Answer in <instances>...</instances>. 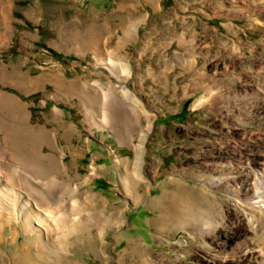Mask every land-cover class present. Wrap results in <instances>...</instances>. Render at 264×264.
Returning <instances> with one entry per match:
<instances>
[{"label":"rangeland","instance_id":"rangeland-1","mask_svg":"<svg viewBox=\"0 0 264 264\" xmlns=\"http://www.w3.org/2000/svg\"><path fill=\"white\" fill-rule=\"evenodd\" d=\"M263 5L0 0V150L70 185L79 206L60 230L48 228L57 216L40 203L27 207L50 232L43 239L25 229L12 190L0 200V264H239L222 256L264 245L242 193H231L250 166L228 162L236 143L264 142V113L243 97L219 105L235 89L254 100L264 83V30L252 26H264ZM92 214L110 222L102 232L69 231Z\"/></svg>","mask_w":264,"mask_h":264},{"label":"bare ground","instance_id":"bare-ground-1","mask_svg":"<svg viewBox=\"0 0 264 264\" xmlns=\"http://www.w3.org/2000/svg\"><path fill=\"white\" fill-rule=\"evenodd\" d=\"M257 1H260L261 3L264 2V0H257ZM254 4H255V2H254ZM236 7H239V6L237 5ZM224 10H226V9H224ZM244 10L242 9V11H244ZM226 11H228V10H226ZM229 11H231V9ZM232 11H234V10H232ZM235 11H237V10H235ZM258 12H260V9H257L255 14H259ZM236 14H237V12H236ZM262 25H264V23ZM252 26L254 27V29L259 28V29L264 30V26L260 27L259 24H257V23L253 24ZM181 37H183V36H181ZM194 40L195 39L192 38L191 42ZM190 64L192 66L193 63L190 62ZM228 71L229 70L227 67L226 73ZM228 94L232 95V96H225L224 95L221 97V100L219 102V105L221 104L220 105L221 109H223L224 106L233 105V104H235V107H238L237 102H238L239 98L243 97V98L248 100L246 102L247 108H250V109L257 108L258 110H261L264 113V83L260 84L257 88H255L254 94L256 95L255 96L256 98H254V100L252 98H249L250 95L248 94V91H245V94L242 93L243 96L236 89L232 90V93H228ZM133 100L135 102H137L135 99H133ZM104 105H105V107L102 108V110L104 112L102 111L103 112L102 113L99 111L100 112L99 114L101 116H103L104 118H107V117H109L110 114L113 113V111H112L113 107H110L108 101L105 104H103V106ZM107 106H108L109 113H106V110H105ZM223 112H225V110H222V114L221 113L220 114L224 115ZM138 113L140 115H142V114H144V111L142 110L141 112H138ZM225 115L227 117L230 116L229 112H227V114H225ZM115 123H116V121H115ZM146 138H147L146 135L141 136L142 143L145 142ZM251 139H254V138H252V137L248 138L247 141H245V143H243V142L236 143V146L233 147L234 153H236V156H235L236 161L228 160V162L230 161L229 162V164H231L230 166H236L239 169L250 166V167H248L249 170L247 171V174L245 175V180H243L242 182H237L235 186H232L231 193H233V194L234 193L235 194L236 193H239V194L242 193V195H239L237 200H240L250 210H252L250 217L248 218V220L246 219V221L247 222L248 221H253V222L257 221V223L259 221L261 226L264 228V155L262 154V153H264V150H262V146H264V142L261 143V142H258L257 140H254L255 145L252 146V145H250L252 142H249V140L251 141ZM135 151H136V159L134 162V172H135L134 177H135V179H137V178L140 179L142 177V176H140L142 169H143L142 166L144 165L145 148L143 145H138V147H136ZM0 152H2V153H0V192H1L0 200L2 202L4 201L3 203H5L7 201V199L10 200V198H12L11 191L13 190L16 192V197L21 202L20 209L24 214L23 215V221H24L25 229L27 231L33 232V231L37 230L38 232H40V234H42L44 232L43 239L46 236L50 235V232L46 231V229L45 230L38 229V227H42V226H39V223H37L36 221L32 222L33 211L28 210L27 207L34 206L36 203H40L43 207H45L49 214H55L57 216L54 222L51 221L50 227H48V228H52L54 230H56V229L58 230V228H59V230H60L61 228L58 225L61 222L64 224L66 221L72 222V220H71L72 214L69 213V209L72 208V212L74 213L75 210L79 209V206L77 207V205H78L77 201H75V200L73 201V199H75L74 197H76V195L69 193V192H73V188L70 185H68V184L65 185V186H67V188L65 190L63 185H61V181L58 180L57 178L51 176L50 174L49 175H46V174L43 175L42 173H40L38 171V169H36L34 166L32 167L29 162L22 159L21 157H19L20 160L16 159L12 155L10 148L7 151L0 150ZM254 154H256L257 156L254 157L253 156ZM43 164H44V162H43ZM40 170H41V168H40ZM251 178H253V179L251 180ZM212 182H214V184L219 185L217 182H220V181L217 179V180H212ZM17 188H19V189L21 188V189L19 190ZM238 188H241V191H239ZM21 191H22V195H21ZM2 195H4V196H2ZM62 196H64V197L67 196L68 198L70 197V201L71 200L73 201V203L69 204V208H67L66 205H64V203H63L64 198ZM8 203L9 202H7V205H8ZM5 209H6V207H2L0 209V213L2 214L5 211ZM7 211H8V209H7ZM102 217H103V215L101 214L99 216L100 222L98 223V220H97L98 216L96 214L82 216L79 220L74 222V226L69 231L71 233L75 232V234L78 232H82V233L87 232L88 234H90L92 232V229L97 226V228H99L100 230L102 229L101 230V232H102L104 230V228L106 227V225L108 223H110L109 221H108V223L106 221L107 224L105 223L106 224L105 225L104 224L105 219ZM49 219L52 220L53 218H49ZM102 222H103V224L101 225ZM98 224H100V225H98ZM207 226L210 228L209 231H212V229H214L213 228L214 225L212 223H209ZM53 227H55V228H53ZM262 235H263L262 237L264 238V233ZM254 236H256V235H254ZM53 237L54 236H51V240ZM255 238H257V237H255ZM43 239L40 238L39 241L40 240L44 241ZM238 243L239 242L235 243L237 250H238V248H240L239 247L240 244H238ZM41 244H43V245H41L42 248H43V246H46V248L48 246V244L46 243L47 244L46 245L44 242ZM221 245L223 246L224 251L227 252L228 249H227L226 243H224V244L222 243ZM251 245H252L253 249H256L255 252H251L250 254H248L246 251H244V249L242 250L243 247H249L248 244H246L242 248H240V250H239V252H237V254H235V252H234V254L231 255V258H228L229 256L227 253H224V251H221L222 253H224V255L222 256L223 261L225 262V260L230 259L231 261H235L239 264H264V245H262V243L254 245V244H252V242H251ZM52 246H53V244H52ZM48 251H49V249H48Z\"/></svg>","mask_w":264,"mask_h":264}]
</instances>
